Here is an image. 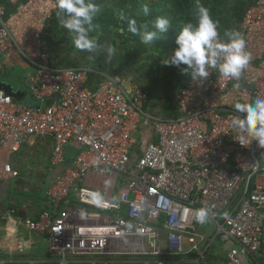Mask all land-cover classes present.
<instances>
[{"label":"built area","instance_id":"built-area-1","mask_svg":"<svg viewBox=\"0 0 264 264\" xmlns=\"http://www.w3.org/2000/svg\"><path fill=\"white\" fill-rule=\"evenodd\" d=\"M6 15L0 8V182L20 178L11 157L38 140L52 142L50 170L69 165L48 188L49 211L2 217L0 264H264V147L239 143L231 120L244 114L223 105L232 88L251 84L253 100L264 99V80L211 68L208 88L188 80L175 95L177 116L160 118L146 106L147 89L87 65L56 66L51 15L39 57L26 58L36 72L31 105L4 87L3 57L15 42ZM263 22L260 1L239 27L246 51ZM200 208L210 210L203 224L194 219ZM36 239L50 246L39 258Z\"/></svg>","mask_w":264,"mask_h":264},{"label":"clouds","instance_id":"clouds-1","mask_svg":"<svg viewBox=\"0 0 264 264\" xmlns=\"http://www.w3.org/2000/svg\"><path fill=\"white\" fill-rule=\"evenodd\" d=\"M56 17L61 27L71 36L74 47L82 52L94 53L103 48L110 60L116 54L113 44L100 45L97 39L90 35L94 31V18L100 12V5L94 0H56ZM147 15L149 8L143 7ZM196 21L183 24L175 36L176 47L165 64L176 67L185 65L182 74L188 75L193 82L203 81L209 75V69H216L222 78H231L239 81L247 68L251 56L246 51V42L243 36L235 30L226 31V41L219 38L218 21L210 15V11L197 0ZM120 20L127 19V30L133 35L140 36L141 42L151 45L162 39L171 27V20L165 16H157L151 24H137L135 18H128L121 12ZM239 87L237 83L235 85ZM235 109L243 113L231 120L233 129L240 135L236 138L241 145L255 140L264 147V99L257 98L251 103H237ZM210 210L200 208L195 211L194 219L203 224L208 221ZM225 219L228 214H224Z\"/></svg>","mask_w":264,"mask_h":264},{"label":"crops","instance_id":"crops-1","mask_svg":"<svg viewBox=\"0 0 264 264\" xmlns=\"http://www.w3.org/2000/svg\"><path fill=\"white\" fill-rule=\"evenodd\" d=\"M147 4L149 2L147 1ZM57 11V4L53 0H32L28 6L23 7L19 13L9 19L8 24L14 34L21 42V50L25 51L27 55L22 54L13 47H9L6 51L3 60L7 65L8 73L13 72L21 73V80L23 81V87L15 89L16 92L22 93L23 100L31 105L33 102H29L28 87L35 75V70L28 64L26 58L37 59L40 55L39 40L43 31L44 25L48 24L49 16H53ZM236 25L232 26V30L237 31ZM251 59L245 69L243 78L249 82H257L264 80V22L258 23L253 27L249 33V51ZM54 61V59H53ZM65 68V67H64ZM210 75L203 81H199L202 87L208 88L212 81V71L209 69ZM5 76L3 77L4 80ZM252 84L249 85L245 93L232 88L231 91L224 96L223 105L228 109H235L237 103H251L253 97L251 93ZM29 100V101H28ZM42 142V144H41ZM29 149L36 151V147L49 146V157L45 164L34 163L33 167L22 164L20 159L21 154L24 158L28 157L25 152L20 151L17 155L11 157L12 165L20 170V178L14 179L9 182H0V225L3 224L2 217L8 214V211L15 210L16 216L19 219H36L37 216L44 212L49 211V202L46 197L48 188L53 184L56 177L64 170L66 165L60 167L61 170L56 172L50 170L48 167V160L51 155L52 142L50 140H38L36 142H30ZM25 145V146H26ZM24 147V146H23ZM25 166V168L23 167ZM47 169V170H45ZM58 169V168H57ZM22 171V172H21ZM52 173H55L52 174ZM53 175L50 178V184L48 188H45V182L49 179V175ZM44 177V178H43ZM3 237V234L0 232Z\"/></svg>","mask_w":264,"mask_h":264},{"label":"rangeland","instance_id":"rangeland-1","mask_svg":"<svg viewBox=\"0 0 264 264\" xmlns=\"http://www.w3.org/2000/svg\"><path fill=\"white\" fill-rule=\"evenodd\" d=\"M149 4L157 3L158 0H147ZM146 1V4H147ZM171 1L172 0H167ZM118 0H101L98 5H100V11L102 9L108 10L111 9L113 12H117L120 8L117 5ZM173 10L177 11L175 8V4H169ZM118 13V12H117ZM99 14V13H98ZM97 14V15H98ZM96 15V16H97ZM63 27L58 32L57 36H55L54 42V50L53 58L54 64L59 68H64L66 66H80L87 65L97 69L100 72L110 74L114 76L120 83H122L126 88H131L133 86L142 87L148 90L149 92V102H148V110L156 116H160V118H166L174 109L175 106V95L180 86L176 85L177 77L172 75V72L176 73L181 72V66L178 68L171 64H165L164 60L170 58L172 52L161 54L157 50L155 51L151 45H145L140 50V53L137 56V61L135 64L128 65L126 64V55L124 51V47L121 44V39L117 32H119V28H111V31L103 34L101 30L93 31L94 36L100 45H106L107 43H111L116 48V54L109 60L106 51L101 48L94 53L82 52L77 50L71 40L70 34ZM123 32V31H122ZM15 42L12 43L13 48L17 49V51L21 52V42L17 36H14ZM174 49V48H173ZM24 55H27L25 51L21 52ZM140 67V68H139ZM3 82L5 85L10 86L13 89H21L23 87V81L21 80L20 72H13L9 75H6ZM29 102L32 99L28 98ZM42 144V142H41ZM30 145H26L22 148V152L27 154L28 157L24 158L21 154L22 164L26 166L33 167L34 163L45 164L49 157V146H38L36 145L32 148H36V151L29 149ZM25 168V166H23ZM19 170V169H18ZM47 170V169H45ZM61 168L56 169L55 171H60ZM20 171V170H19ZM22 172V171H21ZM55 175V173H52ZM49 175V179L45 182V188H48L50 184V178L53 175ZM44 178V177H43ZM38 243L37 247L34 248L32 255L35 258H39L43 256L46 252H48L50 246L46 240L36 239ZM215 256H219V252L214 253ZM131 261H123V264H142L140 261H135L132 259H128ZM216 264H225L222 259L215 260Z\"/></svg>","mask_w":264,"mask_h":264},{"label":"trees","instance_id":"trees-1","mask_svg":"<svg viewBox=\"0 0 264 264\" xmlns=\"http://www.w3.org/2000/svg\"><path fill=\"white\" fill-rule=\"evenodd\" d=\"M31 1L32 0H19L17 4H13L12 0H0V8H5L7 11L6 21L8 22L9 19L17 15L19 11L23 7L28 6ZM53 1L56 2V0ZM100 1L101 0H94L97 4ZM146 1L147 0H118L117 5L120 6L117 11L118 13L115 11L113 12L111 9H102L93 21L95 26L94 31L101 30L103 34L108 31L110 32L112 27L119 28V32H117V34L119 39L122 41V46L124 47L127 66L135 64L137 56L140 53V50L144 47V44L141 42L140 36L133 35L127 30V19L123 21L119 19L121 12H123L128 18H135L138 25L147 23L149 25V29H151V24L157 16H165L171 20V27L169 31L163 35L162 39L155 41L152 44L153 49L155 51L157 50L161 54L172 52L173 48L176 47L175 36L178 34L183 24L187 22L195 23L196 21L195 11L197 0H172L171 3L175 4L177 11L170 7L169 4L171 3L167 0H158L157 3L151 2L150 4H146ZM260 1L264 0H199L201 4L209 9L212 18L215 21H218V33L222 41H226L227 37L225 36V32L231 31L233 25L238 27L237 31L239 32L240 24L247 11ZM144 5H147L149 8L147 15L143 11ZM50 24V43L54 50L55 36H57L58 32L62 28L58 23L56 13L54 14V19L50 20ZM63 30L64 29H62V31ZM90 35L94 36V32L90 33ZM184 67L186 66L181 65V69ZM91 68L98 71L93 67ZM172 75L177 77L176 85L180 87L188 80H191L188 75L182 74V71L180 73L173 71ZM92 76L98 75L94 74ZM148 102L146 103V106H148ZM177 114V109L174 106V109L171 113H169L170 116L166 118H175ZM211 264L216 263L213 261Z\"/></svg>","mask_w":264,"mask_h":264},{"label":"water","instance_id":"water-1","mask_svg":"<svg viewBox=\"0 0 264 264\" xmlns=\"http://www.w3.org/2000/svg\"><path fill=\"white\" fill-rule=\"evenodd\" d=\"M4 87L9 95L13 96L18 101H24L22 93L16 92L15 89L11 88L10 86L5 85V83H4Z\"/></svg>","mask_w":264,"mask_h":264},{"label":"bare ground","instance_id":"bare-ground-1","mask_svg":"<svg viewBox=\"0 0 264 264\" xmlns=\"http://www.w3.org/2000/svg\"><path fill=\"white\" fill-rule=\"evenodd\" d=\"M24 238L23 236H20V239ZM3 240V237L0 235V241Z\"/></svg>","mask_w":264,"mask_h":264}]
</instances>
